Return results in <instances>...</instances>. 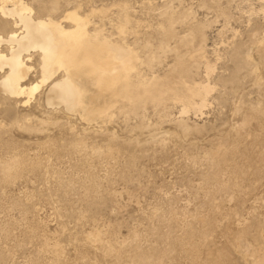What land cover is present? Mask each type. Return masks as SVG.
<instances>
[{
    "label": "rangeland",
    "instance_id": "374dc122",
    "mask_svg": "<svg viewBox=\"0 0 264 264\" xmlns=\"http://www.w3.org/2000/svg\"><path fill=\"white\" fill-rule=\"evenodd\" d=\"M22 1L55 19L106 8L89 28L114 37L126 4L148 78L180 76L155 28L162 11L202 23L189 80L213 89L201 110L119 101L92 122L47 106L49 85L24 106L0 93V264H264V0ZM27 63L29 85L38 53Z\"/></svg>",
    "mask_w": 264,
    "mask_h": 264
},
{
    "label": "bare ground",
    "instance_id": "6f19581e",
    "mask_svg": "<svg viewBox=\"0 0 264 264\" xmlns=\"http://www.w3.org/2000/svg\"><path fill=\"white\" fill-rule=\"evenodd\" d=\"M56 5L44 4V7L53 11ZM118 8L114 25L117 36L114 37L101 25L89 28L90 16H105L106 8H94L85 15L76 9L67 10L62 17L55 19L50 14L34 17L32 8L22 0H0V24L3 28L11 25L5 35L0 34L1 95L24 106L41 86L49 85L45 96L47 106H61L66 113L78 112L87 122L110 118L111 108H116L119 101L133 110L149 103L164 107L169 99L180 102L183 111L190 108L201 110L206 106L213 87L209 82L189 80L190 62L196 57L190 48L195 41L200 44L197 34L202 32L203 24L185 21L170 9H163V21L155 28L163 41L164 51L173 54V71L180 72V76L173 80L167 71L165 77L151 75L148 78L138 68L140 55L126 39L134 32L128 6L119 4ZM65 21L70 24L64 26ZM179 22L186 23L188 34L180 36L176 32L174 24ZM3 43L7 44L5 51L1 49ZM31 51L39 56L40 79L28 85V74L33 69L27 63L31 60ZM205 70L207 75L212 73V64L206 62ZM57 74H60L59 78H56ZM21 97L25 99L19 100ZM12 166L8 163L5 169L9 172ZM254 250L258 253V249ZM261 260L264 261L256 256L253 263Z\"/></svg>",
    "mask_w": 264,
    "mask_h": 264
}]
</instances>
